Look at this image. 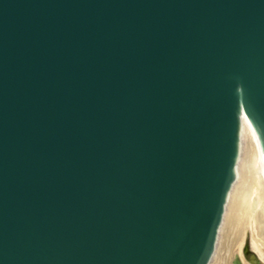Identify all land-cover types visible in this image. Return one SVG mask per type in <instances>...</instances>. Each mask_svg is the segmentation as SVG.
<instances>
[{"label": "water", "instance_id": "1", "mask_svg": "<svg viewBox=\"0 0 264 264\" xmlns=\"http://www.w3.org/2000/svg\"><path fill=\"white\" fill-rule=\"evenodd\" d=\"M244 120L264 0H0V264H208Z\"/></svg>", "mask_w": 264, "mask_h": 264}, {"label": "bare ground", "instance_id": "2", "mask_svg": "<svg viewBox=\"0 0 264 264\" xmlns=\"http://www.w3.org/2000/svg\"><path fill=\"white\" fill-rule=\"evenodd\" d=\"M242 124L236 177L208 264H264V157L252 124Z\"/></svg>", "mask_w": 264, "mask_h": 264}, {"label": "rangeland", "instance_id": "3", "mask_svg": "<svg viewBox=\"0 0 264 264\" xmlns=\"http://www.w3.org/2000/svg\"><path fill=\"white\" fill-rule=\"evenodd\" d=\"M246 251H247V252L249 251V252H248V254H249V253H251L252 249H250V247H249V248H247Z\"/></svg>", "mask_w": 264, "mask_h": 264}]
</instances>
